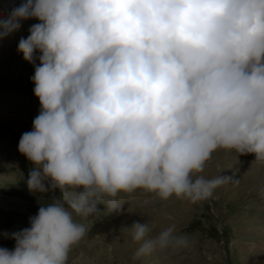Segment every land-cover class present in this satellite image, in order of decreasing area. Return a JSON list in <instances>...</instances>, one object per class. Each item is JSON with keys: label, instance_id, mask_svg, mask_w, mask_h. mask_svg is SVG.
Returning <instances> with one entry per match:
<instances>
[{"label": "clouds", "instance_id": "9594fccd", "mask_svg": "<svg viewBox=\"0 0 264 264\" xmlns=\"http://www.w3.org/2000/svg\"><path fill=\"white\" fill-rule=\"evenodd\" d=\"M29 18L16 50L39 109L17 150L32 163L27 190L59 195L11 234L0 264H69L88 231L74 216L119 211L120 191L210 198L238 182L203 174L217 148L264 163V0H24L0 36ZM122 227L134 258L187 244L174 224Z\"/></svg>", "mask_w": 264, "mask_h": 264}, {"label": "rangeland", "instance_id": "374dc122", "mask_svg": "<svg viewBox=\"0 0 264 264\" xmlns=\"http://www.w3.org/2000/svg\"><path fill=\"white\" fill-rule=\"evenodd\" d=\"M22 2L0 0V21ZM36 22V18L23 20L18 28L0 36V247L8 249L14 245L11 234L28 226V218L40 204L59 195L56 189L27 190L24 181L32 163L17 150L21 133L31 129L39 101L29 79L33 64L22 58L16 45ZM253 159V153L214 150L203 174L234 173L238 182L218 187L203 201L189 203L175 196L161 200L137 189L118 192L115 199L123 202L119 211L108 212L97 203V213L74 216L88 231L72 246L69 264L77 260L85 264H264V163ZM133 221L148 223L149 235L174 224L175 234L187 244L134 258L138 245L130 243L122 227Z\"/></svg>", "mask_w": 264, "mask_h": 264}]
</instances>
